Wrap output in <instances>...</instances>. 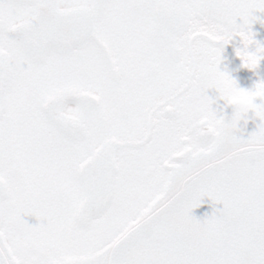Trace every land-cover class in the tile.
<instances>
[{
	"label": "snow or ice",
	"instance_id": "obj_1",
	"mask_svg": "<svg viewBox=\"0 0 264 264\" xmlns=\"http://www.w3.org/2000/svg\"><path fill=\"white\" fill-rule=\"evenodd\" d=\"M257 11L0 0V264H264V80L219 67L236 36L244 67L264 60ZM213 88L250 104L247 139ZM204 196L223 208L201 221Z\"/></svg>",
	"mask_w": 264,
	"mask_h": 264
},
{
	"label": "flooded vegetation",
	"instance_id": "obj_2",
	"mask_svg": "<svg viewBox=\"0 0 264 264\" xmlns=\"http://www.w3.org/2000/svg\"><path fill=\"white\" fill-rule=\"evenodd\" d=\"M255 15L258 17L252 24V30L255 33L254 39L260 43H264V12L257 11ZM243 47L240 38L234 37L233 40L224 46V51L221 54L220 70L226 71L233 79L236 80L238 87L253 90L255 84L264 80V60H261L258 67L255 70H250L243 66V62L236 55V49ZM207 94L214 101L213 108L221 114L223 109L227 106L226 101L219 98V93L213 88L208 89ZM256 103H261V98L255 99ZM30 225H36L40 223L36 216L26 215L23 217Z\"/></svg>",
	"mask_w": 264,
	"mask_h": 264
},
{
	"label": "water",
	"instance_id": "obj_3",
	"mask_svg": "<svg viewBox=\"0 0 264 264\" xmlns=\"http://www.w3.org/2000/svg\"><path fill=\"white\" fill-rule=\"evenodd\" d=\"M233 111H234V106H232V104L227 105L223 109L221 115H224L226 119H230L233 114ZM260 123L261 122L259 118L250 120L247 125L240 127V131L237 132V135L247 139L248 136L253 131L256 130L257 125ZM222 208H223L222 203H215L208 196H204L202 197V202L200 203V205L192 210V215L197 219L203 221L204 219L210 217L218 209H222Z\"/></svg>",
	"mask_w": 264,
	"mask_h": 264
},
{
	"label": "clouds",
	"instance_id": "obj_4",
	"mask_svg": "<svg viewBox=\"0 0 264 264\" xmlns=\"http://www.w3.org/2000/svg\"><path fill=\"white\" fill-rule=\"evenodd\" d=\"M229 94L231 95V91ZM232 106H234L232 118L236 126L242 127L247 125L249 121L254 118V113L251 110V106L245 98L234 97Z\"/></svg>",
	"mask_w": 264,
	"mask_h": 264
}]
</instances>
